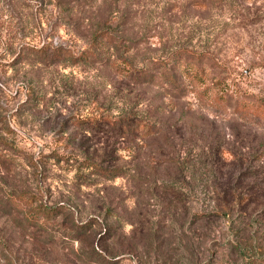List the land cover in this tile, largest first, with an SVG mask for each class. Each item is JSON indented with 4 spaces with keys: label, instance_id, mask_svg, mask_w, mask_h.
Segmentation results:
<instances>
[{
    "label": "rangeland",
    "instance_id": "1",
    "mask_svg": "<svg viewBox=\"0 0 264 264\" xmlns=\"http://www.w3.org/2000/svg\"><path fill=\"white\" fill-rule=\"evenodd\" d=\"M73 6L0 0V264H249L246 252L264 264L263 119L211 106L187 88L134 86L96 60L37 67L18 59L24 47L43 45L78 57L106 27L116 58L140 68L191 47L208 54L225 90L264 102V0ZM136 102L150 105L163 128L139 142L138 160L113 132L100 138L83 121L117 117ZM216 148L224 174L232 152L255 153L233 171V192H245L232 206L229 193L212 186V175L221 176L211 164ZM86 161L121 164L140 178L103 179ZM250 166L256 174L243 178ZM22 194L33 205L12 210L8 195ZM54 207V216L38 211Z\"/></svg>",
    "mask_w": 264,
    "mask_h": 264
},
{
    "label": "trees",
    "instance_id": "2",
    "mask_svg": "<svg viewBox=\"0 0 264 264\" xmlns=\"http://www.w3.org/2000/svg\"><path fill=\"white\" fill-rule=\"evenodd\" d=\"M57 1L61 2V0ZM67 1L69 10L72 11L74 4L76 6L84 0ZM114 37L112 31L106 27L96 30L92 35L90 49L83 51L78 57L74 56L69 49L61 46H26L19 54V64L33 63L29 65L39 67L60 62H69V64L85 62L89 64L91 61L96 60L99 65L110 66L120 76H130L134 86L145 85L156 87L162 84L173 87L175 91L179 92L187 88L194 92L195 95L197 94L199 99L201 98L207 101L211 106H220L225 110L231 105L234 108L235 114L241 117L264 120V102L248 97L247 95H242L239 89H233L231 91L225 90L224 87L229 83L226 77H222L220 72L217 73L215 71L214 66L209 61L210 59L207 53L196 51L191 47H179L173 50L166 59L154 57L149 59V65L139 68L122 55L117 58L114 57L116 54L114 51L116 49ZM113 57L115 60L111 61ZM162 87L164 88V86ZM170 96L171 98L174 97L173 95ZM232 100H235L234 105L231 103ZM144 106L145 105L136 102L117 117H87L83 119V121L86 123V126L91 129L93 134L100 138H106L108 132H113L116 137L121 138V142L130 146L134 154L132 157L138 160L139 142L144 141L151 135L161 134L163 131L160 121L157 120V116L155 114L151 115L153 111L150 105H147L146 108H144ZM158 111L163 112L164 106L158 107ZM216 150L218 151L215 153L216 159L213 160L211 164L213 165V169L216 167L215 170L219 171L221 176L212 175L214 177L212 186H214L216 191L222 194L228 192V204L232 206L233 203H235L233 200H242L245 192L242 191V189H239L240 193H238V195L233 192L235 189L233 184L235 174L233 175V171L236 172L238 168L237 172H239L243 165L246 164L245 160H256L255 153L253 150L245 151L244 153L242 151L232 152V160L229 164L225 165L229 167V173L224 174L220 171L224 161L219 157V148H216ZM87 162V165H85V163H82V165L87 166L91 174L100 176L103 179L115 180L120 177H125L126 179L140 178L139 172L136 169L128 171V169L121 164L116 165L113 169H109L102 168L89 161H86V163ZM246 169H248V174L243 178H249V175H255L257 172L252 166ZM225 178L227 180H224ZM85 179L86 183L90 182L87 177H85ZM245 184L246 183H243L242 185ZM245 190L246 192L250 191L248 187H246ZM8 198H10V200L15 198L11 202L12 210H19L22 205H26L27 207L33 205L32 197L27 194L18 195L16 197L8 195ZM38 211L46 216H54L59 213V207L44 208ZM89 226L88 224V229ZM243 256L249 264H253L251 261L256 258L255 255L250 252H246Z\"/></svg>",
    "mask_w": 264,
    "mask_h": 264
}]
</instances>
